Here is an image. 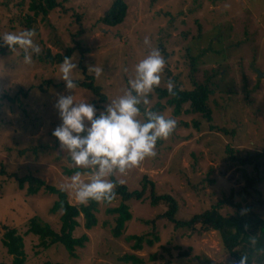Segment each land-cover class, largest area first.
Masks as SVG:
<instances>
[{
    "label": "rangeland",
    "instance_id": "1",
    "mask_svg": "<svg viewBox=\"0 0 264 264\" xmlns=\"http://www.w3.org/2000/svg\"><path fill=\"white\" fill-rule=\"evenodd\" d=\"M31 1L0 0V34L34 29L41 49L26 63L22 49L0 47V262L10 263L12 257L1 241L5 229H15L23 237L24 264H134L126 256H136L140 264H238L221 254L217 232L199 226L175 228L174 222L159 218L167 207L153 206L149 190L129 201L132 218L117 238V215L108 210L118 206L119 198L111 204L98 202L97 223L91 229L84 228L80 215L73 237L86 235L88 240L75 247L77 258L58 244L42 250L27 229L30 219L37 217L58 232L61 213L50 211L57 196L45 185L60 190L75 174L65 173L68 170H79L84 180L90 175V170L69 160L52 135L61 123L54 107L58 96L88 99L98 112L104 110L123 94L135 64L148 54L146 37L160 49L166 64L159 87L141 106L151 110L159 103L155 112L174 118L177 127L167 139L157 141L156 156L123 175L116 173L115 180L132 191L140 189L146 175L157 195L168 194L177 201V220L189 221L219 202L222 214L251 204L264 218V0H124L127 14L116 27L100 22L113 0H55L56 8L45 17H34L28 28ZM66 48L73 49L75 81H92L106 102L84 88L67 89L56 77L60 64L49 62L47 51L62 54ZM93 67L103 69L99 76ZM169 80L182 90H192L193 82L212 90L207 102L212 120L205 129L192 125L198 115L185 113L188 104L176 116L168 98L159 97ZM256 158L262 179L253 189L259 194L251 198L243 190L245 175L258 174ZM28 175L44 181L36 194H26L27 184L18 188L17 178ZM64 192L70 204H79L74 194ZM131 236L143 237L142 249L134 250ZM155 237L157 242L147 244ZM182 252L188 256L179 258Z\"/></svg>",
    "mask_w": 264,
    "mask_h": 264
},
{
    "label": "trees",
    "instance_id": "2",
    "mask_svg": "<svg viewBox=\"0 0 264 264\" xmlns=\"http://www.w3.org/2000/svg\"><path fill=\"white\" fill-rule=\"evenodd\" d=\"M57 4L55 0H35L31 1L28 10L33 13L31 16L26 17V26L31 28L30 22L34 20V17L42 15L45 17L50 11L56 8ZM127 14V4L124 0H113L109 8L104 13L100 22L107 27L119 26L125 19ZM34 30V29H33ZM73 49L66 48L62 54H50L47 51L46 57L49 58V62L52 64H61L66 56H71ZM76 82L77 87L84 88L90 91L94 96L98 97L99 102H106V96L100 90V87L90 82L80 83ZM194 88L192 90H182L178 84L175 85V95H170L167 89L160 90V98H168L167 103L169 107L173 108V114L178 116L181 114L183 106L188 104V109L185 113L197 114L198 118L192 120V125L200 130L205 129L206 123L212 120V111L208 107L207 102L209 95L212 90H209L207 85L193 82ZM157 89V88H156ZM159 90V89H158ZM6 97V96H5ZM4 97H2L3 99ZM160 104L157 103L156 107L152 108V111H156L160 108ZM144 108L141 106V112L143 113ZM144 118V116H143ZM186 125V124H184ZM161 143V142H160ZM70 160V158H69ZM256 171L257 175L249 177L245 175L246 185L243 192L245 191L246 196L253 197L252 195L259 194V191L255 190V184L261 181L262 177L259 174L260 165L256 158ZM71 161V160H70ZM251 160L245 159L242 163ZM72 172L76 173L79 170L73 169L68 170L67 174ZM115 180V177H111ZM18 188L24 189L25 184L26 194H36L40 187L44 185V181L37 179L31 175L17 178ZM46 191L53 193L57 196V200L54 201L50 211L52 213L60 212V228L59 231H54L48 224L41 223L37 217L30 219L27 229V234H32L39 240V246L42 250L49 249L53 245H60L64 250L72 257L77 258L75 254V247H83L88 238L86 235L80 238H74L73 232L79 226L77 218L82 215L84 219V228L91 229L97 223L95 212L97 211L98 202L90 200L87 204L72 205L67 200V194L64 191L56 189L51 185H45ZM254 189V190H253ZM257 189V188H256ZM146 190L150 191L151 203L153 206H166V211L162 213L159 218H166L169 222H174L175 228H188L194 230L197 226L201 227L202 230L207 232L215 231L220 238V252L221 254H228L235 258L239 264L241 255L248 257V264H264V218L259 216L252 208L251 204H246L244 207L237 205L235 206V213L230 214L226 212L222 214L223 202H219L208 210L196 214L191 220H177L175 214L177 210V201L168 194L157 195L154 184L149 181L146 175H143L140 180V189L130 191L128 187L122 183H116L115 197L110 201H103L105 204H111L112 201L119 198L120 202L118 206L109 208L108 212L116 214L115 228L113 231L114 237H119L126 226L127 222H130L132 215L129 206V201L132 199L139 200ZM246 200V197L243 198ZM231 204V200L228 201ZM234 205V204H232ZM237 210V211H236ZM3 234L1 245L5 249V252L12 258L9 260L10 263L0 262V264H24L26 261L24 258V242L23 237L17 234L15 229H5ZM129 239L136 240L134 250L142 249L143 237L131 236ZM159 240L155 237L153 240H147V244L152 246L154 242ZM255 241V243H253ZM6 254V255H7ZM7 255V256H8ZM179 258L188 256V252H182L178 254ZM127 261H132L134 264H140L142 261L136 256H126L124 258ZM155 259V256L153 260ZM198 262V260L196 259ZM44 264H60L46 262Z\"/></svg>",
    "mask_w": 264,
    "mask_h": 264
},
{
    "label": "clouds",
    "instance_id": "3",
    "mask_svg": "<svg viewBox=\"0 0 264 264\" xmlns=\"http://www.w3.org/2000/svg\"><path fill=\"white\" fill-rule=\"evenodd\" d=\"M35 35L31 29L0 34V47L22 49L24 61L31 63L33 56L41 52L34 41ZM144 44L150 49L148 54L135 64L123 94L110 100L104 110L98 112L88 99L75 100L73 95H61L56 100L54 107L61 123L52 135L60 148L67 150L75 166L90 170L87 180L76 172L60 188L74 194L80 204L90 200L110 202L115 197L116 183H123L111 177L116 173L123 175L146 158L156 156L157 141L167 139L177 127L174 118L148 108L143 111L144 119H140L141 104L147 105L148 94L159 87L166 64L160 49L147 37ZM73 61V57L66 56L56 77L65 82L67 89L75 90L77 64ZM93 71L99 76L103 69L93 67ZM174 87V82L169 80L170 95L176 94ZM239 264H248V257L241 255Z\"/></svg>",
    "mask_w": 264,
    "mask_h": 264
}]
</instances>
